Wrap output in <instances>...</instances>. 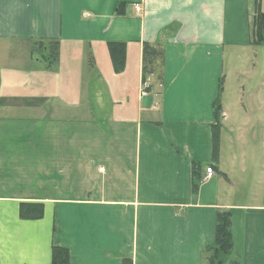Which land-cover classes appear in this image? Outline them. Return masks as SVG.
<instances>
[{"label":"crops","instance_id":"crops-1","mask_svg":"<svg viewBox=\"0 0 264 264\" xmlns=\"http://www.w3.org/2000/svg\"><path fill=\"white\" fill-rule=\"evenodd\" d=\"M257 5L0 0V264H53L55 245L70 264H208L225 211L224 264H264ZM111 41L125 44L121 71ZM145 41L163 49L147 77ZM34 203L41 215H22Z\"/></svg>","mask_w":264,"mask_h":264},{"label":"trees","instance_id":"trees-1","mask_svg":"<svg viewBox=\"0 0 264 264\" xmlns=\"http://www.w3.org/2000/svg\"><path fill=\"white\" fill-rule=\"evenodd\" d=\"M124 3L125 2H120L118 4L117 11L119 13H122ZM257 4H259V2H257ZM257 9L258 10H256V12H258V15L255 16L254 28L256 29V33L258 36L254 38V42L264 43V11H261L258 5ZM109 47L114 67L117 71H121L124 68L126 61L125 44L119 41H111L109 43ZM59 49V40H51V44L49 46V57H51L50 63L57 62L59 57ZM162 60V46H158L157 44L145 41L143 45L144 77H147L148 74L157 71V65L159 66ZM216 113L217 115H220L221 112L219 107L216 108ZM199 168H201V165L199 163L193 164V171L195 173L200 170ZM200 179L201 176H198L197 181L199 182ZM198 182L194 185L195 189L197 188ZM21 213L25 216L41 215V204L34 203L33 205L28 204L27 206L21 207ZM216 234V244L207 249V251L209 252L208 264H224L233 249L232 216L230 212L225 211L219 213ZM53 264H70V250L68 247L62 245H55L53 247Z\"/></svg>","mask_w":264,"mask_h":264},{"label":"built area","instance_id":"built-area-1","mask_svg":"<svg viewBox=\"0 0 264 264\" xmlns=\"http://www.w3.org/2000/svg\"><path fill=\"white\" fill-rule=\"evenodd\" d=\"M150 86V81L149 79H144L142 83V92L144 94H147V88ZM215 173V169L212 165H208L206 168V174L202 177V180L207 179Z\"/></svg>","mask_w":264,"mask_h":264},{"label":"rangeland","instance_id":"rangeland-1","mask_svg":"<svg viewBox=\"0 0 264 264\" xmlns=\"http://www.w3.org/2000/svg\"><path fill=\"white\" fill-rule=\"evenodd\" d=\"M135 9H136V13H141V11H142V8H141V6L139 5V4H136L135 5ZM256 15H258V12H256ZM255 15V16H256ZM259 19V18H258ZM260 20V19H259ZM255 31V32H254ZM258 35H257V33H256V29L254 28V30H253V39L254 38H256ZM160 59V58H159ZM56 63V62H55ZM156 63H157V61H156ZM157 68H158V65H157ZM143 83V82H142ZM141 92H142V88H141ZM142 94L144 95V93L142 92ZM42 207V206H41ZM37 212V211H36Z\"/></svg>","mask_w":264,"mask_h":264}]
</instances>
